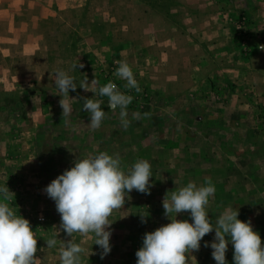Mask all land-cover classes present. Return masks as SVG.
I'll return each mask as SVG.
<instances>
[{
    "label": "rangeland",
    "instance_id": "obj_1",
    "mask_svg": "<svg viewBox=\"0 0 264 264\" xmlns=\"http://www.w3.org/2000/svg\"><path fill=\"white\" fill-rule=\"evenodd\" d=\"M264 0H0V186L10 206L30 221L41 264H60L59 244L71 239L60 227L55 202L44 191L77 159L107 151L127 167L151 164L150 194L132 190L109 221L111 251L92 234H74L87 249L82 264H136L146 232L170 222L168 191L211 178L213 223L226 207L251 221L264 245ZM132 67L142 92L124 88L117 61ZM77 70L69 71L74 64ZM75 77L73 112L62 119L53 74ZM87 75L114 82L134 97L130 127L106 97L79 87ZM102 99L107 118L89 127L83 98ZM151 117L132 120V113ZM141 215L146 222H142ZM177 219L191 221L190 214ZM55 236L57 247L45 240ZM205 235L191 264H216ZM43 249V251H41ZM227 264H234L228 245Z\"/></svg>",
    "mask_w": 264,
    "mask_h": 264
},
{
    "label": "clouds",
    "instance_id": "obj_2",
    "mask_svg": "<svg viewBox=\"0 0 264 264\" xmlns=\"http://www.w3.org/2000/svg\"><path fill=\"white\" fill-rule=\"evenodd\" d=\"M264 50V47H261ZM118 67L114 75L125 81L124 88L136 93L142 92L135 78L132 67L127 61H117ZM74 64L69 71L77 70ZM69 71L58 69L53 74L57 94L61 97L62 119L73 112L69 91L77 89V81ZM79 87L94 93V97H106L112 112L119 109V121L123 129L131 125L128 119V106L134 97L121 92L114 82L100 85L98 79L90 82L87 75L79 81ZM83 98V110L89 114V127L98 129L107 118L101 105L102 99ZM150 112H134L132 120L150 118ZM118 154L110 155L107 151L77 159L74 166L66 169L53 179L45 188L48 197L55 202L56 211L60 214V227L71 239L59 244L60 264H82L83 254L87 249L74 242V234L83 237L93 235L94 244L102 249L101 259L110 251L109 217L114 210L124 208L126 197L132 190L142 194H150V178L153 176L151 164L146 159H137L125 170ZM215 185L206 177L205 183L197 186L188 182L186 186L166 192L162 205L164 215L169 223L154 231L146 232L143 245L136 252V264H191L195 260L192 255L199 251L200 242L205 235L215 232L211 244L212 257L216 264H227L228 245L233 247L234 264H264V245L259 232L254 231L251 221L238 219L239 208L226 207L213 223L209 216V205L214 199ZM15 194L5 185L0 186V264H41L37 258L38 251L35 231L28 219L18 215L10 202ZM189 213L191 221L177 219L180 213ZM141 215L142 222H146ZM48 249L57 247V238L53 236L45 240ZM43 251V249H41ZM197 262V261H196Z\"/></svg>",
    "mask_w": 264,
    "mask_h": 264
}]
</instances>
